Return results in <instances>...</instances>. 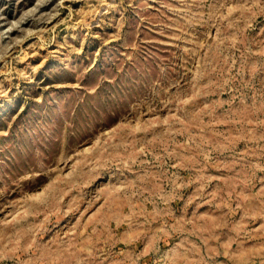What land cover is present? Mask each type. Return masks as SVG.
Instances as JSON below:
<instances>
[{
  "label": "rangeland",
  "instance_id": "1",
  "mask_svg": "<svg viewBox=\"0 0 264 264\" xmlns=\"http://www.w3.org/2000/svg\"><path fill=\"white\" fill-rule=\"evenodd\" d=\"M0 264H264V0H0Z\"/></svg>",
  "mask_w": 264,
  "mask_h": 264
}]
</instances>
